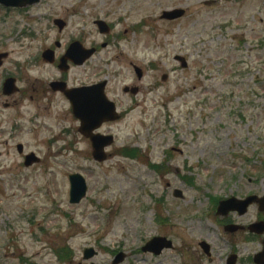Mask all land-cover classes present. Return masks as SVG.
Instances as JSON below:
<instances>
[{"label":"rangeland","instance_id":"1","mask_svg":"<svg viewBox=\"0 0 264 264\" xmlns=\"http://www.w3.org/2000/svg\"><path fill=\"white\" fill-rule=\"evenodd\" d=\"M173 9L185 10L184 18L159 19ZM56 18L66 22L60 34ZM98 19L111 26L109 36L98 33ZM73 40L109 45L72 68L68 82H91L102 69L119 112H129L103 128L114 143L107 160L96 163L58 99L54 108L39 101L47 109L35 126L29 117L39 107L28 97L21 108L0 106V264H63L54 256L63 247L72 253L65 264H111L106 250L125 253L123 264H224L229 245L209 213L212 199L263 191L264 0H40L20 11L0 6V52L9 55L3 73L18 77L20 87L60 78L55 67L33 68L31 61L55 41L64 46ZM175 56L184 57L188 69H180ZM130 63L142 69L140 82ZM129 85L140 88L136 98L122 93ZM18 143L40 163L25 169ZM124 147L143 156L134 161L116 153ZM145 160L168 173L153 172ZM75 173L85 179L87 195L70 206L67 178ZM175 191L182 198H174ZM250 220L253 208L242 219ZM156 234L173 240L172 249L158 257L140 253V244ZM199 242L210 244V259ZM86 247L101 250L82 262Z\"/></svg>","mask_w":264,"mask_h":264},{"label":"flooded vegetation","instance_id":"2","mask_svg":"<svg viewBox=\"0 0 264 264\" xmlns=\"http://www.w3.org/2000/svg\"><path fill=\"white\" fill-rule=\"evenodd\" d=\"M52 49V48H49ZM66 49V46L62 47L60 46L57 48V50L54 52V57L55 61L50 64L49 66H56L57 67V62L56 60H59V58L62 56ZM53 50V49H52ZM61 50V53L58 52ZM54 51V50H53ZM40 65H44L42 61H39ZM46 65V64H45ZM133 65L130 63V66ZM47 66V65H46ZM71 65H69V70L71 69ZM69 70L65 73H60L58 79H54L49 82H40L36 81L38 85H35V83L30 85L28 89L26 88H19L18 93L11 97H4L1 92H2V84L3 81L7 78L8 75L2 76V68L0 69V106H4V108H21L23 107V103L26 101V98L28 97L29 100L33 101L34 106L39 107V101L40 100H45L48 102V108H54L56 107L51 105L53 100L58 99L59 102L64 104L66 108L71 112L70 106L68 104V101L64 97V91L67 89H75V88H80L84 86H91L95 85L98 83L105 82L103 86V92L107 99L110 100V92H111V87H110V81L107 77V73L103 72L102 69H100L98 72H95L91 75L93 78L92 83L83 85L81 83L78 84H70L68 83L64 77L65 75L68 74ZM18 79L16 78V82ZM29 83V81L27 82ZM54 83H58L59 85L53 86ZM26 89V90H25ZM32 91L33 95H28ZM50 96V97H48ZM47 108L41 109L40 107L36 109V113H33L30 115L29 120L31 124H34L35 121L44 114ZM44 111V112H43ZM18 120H21L22 117L18 115L15 117ZM14 118V119H15ZM13 119V120H14ZM14 122V121H13ZM76 122V121H73ZM78 123V122H77ZM108 126V123L103 124L98 132L102 135H106L103 132V128ZM17 125L15 126V128ZM264 180V179H263ZM256 184L253 183V187H255ZM260 186L262 187L263 191L258 194L257 190L259 188H254L253 189V196L257 197H263L264 196V181L260 183ZM256 202V201H255ZM248 213L245 214H238V213H227L226 215L216 219V222L218 226L225 232L227 230L228 235L230 237L227 238V243L229 246H231V250L229 251V254H234L236 256V264H242L243 262H249V264H264V205L259 204L258 202L253 203V220L250 221H242L244 217H246ZM253 224V229L249 231L248 226ZM235 226V227H232ZM167 249H164L161 251V253L158 256H161L164 252H166ZM213 253H211V247L209 246V255H203L205 258L209 259L212 256ZM228 254V257L230 256ZM202 255V256H203ZM245 256V257H244ZM227 257V258H228Z\"/></svg>","mask_w":264,"mask_h":264},{"label":"water","instance_id":"3","mask_svg":"<svg viewBox=\"0 0 264 264\" xmlns=\"http://www.w3.org/2000/svg\"><path fill=\"white\" fill-rule=\"evenodd\" d=\"M39 0H0V5L6 7V8H25L27 6H32L36 3H38ZM184 12L182 10H173L170 12H164L161 16V19L163 20H167V21H173L176 19H179L183 16ZM56 24L59 28V30H61L63 28V24L60 21H56ZM96 25L98 26L99 30L101 33H107V27L101 23V22H97ZM79 44L78 43H74L73 45H71V47L69 48L68 52L66 53V57L70 60H72L74 63L76 64H82L87 58H89L92 54L91 51L87 52L84 51L80 48L79 50ZM79 50V51H78ZM82 52V53H79ZM48 53H45L44 57H48ZM5 57V55H0V62L1 60ZM65 57V58H66ZM49 59V57H48ZM65 62L61 63L64 64ZM61 69H65L62 68L63 65L60 66ZM138 77L140 78V74L137 72ZM5 94H11L13 93V81L10 80L5 84V88H4ZM90 92V91H89ZM134 93V92H133ZM69 94H66L67 97H69L71 104L74 107V113L76 115L77 118L81 119L82 121V128H81V133L85 136L88 137L91 141V145H92V156L93 158L98 161V162H102L105 160V155L103 154V149L108 146L111 143V138H108L106 140H100L97 139L96 137H89V133L92 132L93 130H95L103 121L105 120H109V121H113L115 120V116H114V109L112 104L107 103V101L105 100V97L102 93V91H99V93H93L90 96L87 95L88 97H90V101L88 106L89 108V112H87V116L84 115L83 113H79V109H78V101L76 100V98H74V96H68ZM96 105V106H94ZM107 105V107H106ZM109 108V110H108ZM95 110L97 109V112L90 114L91 110ZM107 141V142H106ZM20 150V148H19ZM30 159L28 160V162L26 163V165H29L31 162H33L34 160L32 159L33 157H29ZM69 182H70V193H69V201L70 203L76 204L79 203L80 200L85 196V192H86V186H85V182L82 179V177H80L79 175H72L69 177ZM253 201V198H249L246 201H244L243 203H237L234 200H230L227 202H223L220 204V208L219 211H221L223 208V206H228V205H238V204H244V205H249L251 204ZM155 241H153L151 243V246L156 245L154 244ZM155 247H153V251H159L161 246L157 244V248L154 249ZM152 251V250H151Z\"/></svg>","mask_w":264,"mask_h":264},{"label":"trees","instance_id":"4","mask_svg":"<svg viewBox=\"0 0 264 264\" xmlns=\"http://www.w3.org/2000/svg\"><path fill=\"white\" fill-rule=\"evenodd\" d=\"M122 155H125V156H132V154H134V152L133 151H130V152H123V153H121ZM135 155V154H134Z\"/></svg>","mask_w":264,"mask_h":264}]
</instances>
